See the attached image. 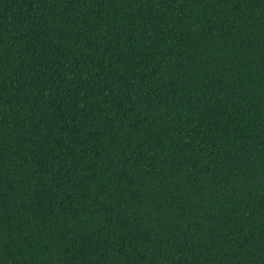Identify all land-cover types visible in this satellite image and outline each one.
Masks as SVG:
<instances>
[{
    "label": "trees",
    "instance_id": "1",
    "mask_svg": "<svg viewBox=\"0 0 264 264\" xmlns=\"http://www.w3.org/2000/svg\"><path fill=\"white\" fill-rule=\"evenodd\" d=\"M0 264H264V0H0Z\"/></svg>",
    "mask_w": 264,
    "mask_h": 264
}]
</instances>
